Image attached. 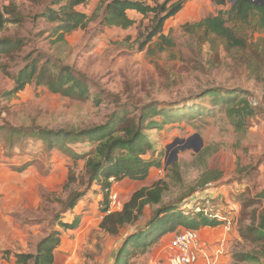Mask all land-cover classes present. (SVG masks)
<instances>
[{
  "label": "rangeland",
  "instance_id": "rangeland-1",
  "mask_svg": "<svg viewBox=\"0 0 264 264\" xmlns=\"http://www.w3.org/2000/svg\"><path fill=\"white\" fill-rule=\"evenodd\" d=\"M53 1L0 0L4 20L0 40L18 43L0 59L1 223L3 229L14 226L21 234L13 241L16 249L3 251L5 260L15 264L10 257H16L17 251L36 252L39 241L58 230L62 242L56 251L57 264H115L127 236L146 229L157 209L182 205L186 214L194 215L201 202V209L219 207L225 218L217 229L201 228L206 237L213 231L215 241H220L210 252L199 232L204 253L210 257H200L201 263L243 264L247 252L264 263V244L254 232L264 214V30L239 23L249 45L229 51L223 39L206 38L196 24L220 10H230L235 0H227L225 5L214 0H172L168 6L183 3V9L164 25L163 33L172 43L159 35L147 42L152 14L130 10L135 21L129 28L105 26L101 20L108 0H88L77 10L98 16L86 28L57 42L51 35L54 24L41 15L48 7L58 8ZM225 17L228 19L227 14ZM34 62L37 72L44 66L53 74L61 66H71L90 82V97L55 92L46 84L38 85L36 75L23 91L10 94L14 77ZM232 92L257 103L252 104L254 114L240 130L235 129L223 101L231 98ZM153 102L160 110L199 106L205 111L145 130L155 144V152L145 158L161 160L162 166L153 168L144 181H114L111 195L117 194L118 202L112 205L110 196L108 204L112 211H121L137 190L159 181L166 190L160 204L147 205L134 224L113 234L101 227L106 203L101 186L87 183L86 164L93 144L80 142L66 145L68 149L50 150L52 145L42 131L106 124L123 108L138 119L140 109ZM26 163L33 170L17 174ZM4 165L13 177L5 175ZM16 177L20 179L14 182ZM214 177L218 179L212 180ZM72 178V189L86 193L74 210L66 211L64 203L71 189L64 187ZM77 215L81 218L78 229L61 226V221L71 222ZM184 228L178 226L176 231ZM170 233L144 253L131 256L129 264H144L153 256L158 264H168Z\"/></svg>",
  "mask_w": 264,
  "mask_h": 264
},
{
  "label": "trees",
  "instance_id": "trees-1",
  "mask_svg": "<svg viewBox=\"0 0 264 264\" xmlns=\"http://www.w3.org/2000/svg\"><path fill=\"white\" fill-rule=\"evenodd\" d=\"M87 1L54 0L53 5L58 6V8L48 7L41 14L48 22L54 24L51 35L56 36L57 42L65 41L66 36L75 30L86 28L89 22L98 16V13L89 15L77 10V6L85 4ZM171 1L153 0L155 4H150L145 0H108L104 3L101 23L105 26L129 28L135 20L130 18L128 11H137L144 15L152 14L153 28L146 41L148 42L154 36L159 35L162 40L169 42V38L163 33L165 22L183 9L182 1L168 6ZM214 2L218 5H225L227 0H214ZM225 14L228 15V19ZM229 22H233V25H230ZM239 23L251 26L255 31L264 30V2L259 4L252 0H235L230 10L225 12L220 10L217 15L208 16L196 25L203 29L206 38L223 39L226 42L227 50L230 51L234 48L245 49L249 45L247 37L242 34L241 27L238 26ZM3 24V13L0 11V29ZM170 43L172 42L170 41ZM17 44L15 42L12 45L8 39L0 40V59L4 52L8 53ZM55 69L57 70V68ZM37 71L35 62L21 69L18 75L14 77L15 86L10 94L14 95L23 91L36 75L38 85L46 84L55 92H61L74 98L87 99L90 97V82L71 66H61L57 72H54L55 74L50 71V68L44 66L39 72ZM211 94L216 96V93L211 92ZM230 97L223 98V101L226 102L227 115L233 122L235 129L240 130L243 128L246 119L254 114L251 107L253 102L245 97L233 96V92ZM192 108L160 110L159 105L153 102L140 109L138 119L132 117L128 109L123 108L115 112L112 119L106 124L78 130H43L42 136L48 145H52L48 146L50 150L53 148L68 149L66 145L80 142L93 144L86 164L89 177L87 183L90 186L94 183L101 186L106 201L103 207L105 216L101 222V227L117 234L121 227L134 224L143 215L147 205L160 204L166 188L161 181L151 188L143 187L137 190L131 199L124 204L123 210L109 212L108 200L111 196L113 182L126 178L144 181L149 177L153 168L161 167V160L152 157L145 158L150 151L155 152V144L145 130L162 128L174 120L205 111V108L199 106ZM70 152L72 153L73 150ZM28 166L29 164L26 163L18 168V171L23 172ZM211 179L216 180L218 177ZM74 182L75 180L72 178L64 187L67 191L71 189L67 201L64 203L66 211L74 210L86 193L85 190L72 189L71 185ZM184 209L182 205H169L157 209L146 229L127 236L117 254L115 264H129L131 256L137 252L144 253L162 236L175 232L178 226L200 230L206 226H218L222 222V220L212 216L213 213L211 212L206 213L202 210L198 212L196 210L197 213L195 212L193 215L190 211L186 214ZM60 223L66 230H76L81 224V218L77 215L71 222L61 221ZM254 232L256 239L264 244V214L261 216L259 227L255 228ZM61 242V232L55 230L39 241L36 252L17 253L15 264H55L56 251ZM243 258V264H263L260 258L252 253H243Z\"/></svg>",
  "mask_w": 264,
  "mask_h": 264
},
{
  "label": "built area",
  "instance_id": "built-area-1",
  "mask_svg": "<svg viewBox=\"0 0 264 264\" xmlns=\"http://www.w3.org/2000/svg\"><path fill=\"white\" fill-rule=\"evenodd\" d=\"M254 105H257L256 102H253ZM113 199V204H116L117 201V194L113 196L111 195ZM200 204V202H199ZM197 206V211L200 212L201 210L206 213H213L212 216L217 217L220 220H224L222 216V209L216 208V209H210L208 207H204L201 209V207ZM109 212H112V209L109 210ZM200 230L191 229V228H184L179 231L173 232V237L170 242V250L171 255L169 257V264H196L200 257H205L209 260L208 253H204L205 248L202 244V238L200 235ZM208 257V258H207ZM213 264H217V260L213 261Z\"/></svg>",
  "mask_w": 264,
  "mask_h": 264
},
{
  "label": "crops",
  "instance_id": "crops-1",
  "mask_svg": "<svg viewBox=\"0 0 264 264\" xmlns=\"http://www.w3.org/2000/svg\"><path fill=\"white\" fill-rule=\"evenodd\" d=\"M5 167H3L2 168V170H4L5 172H6V174L5 175H8L9 176V178H11V177H13V175H14V173H11L10 171H8V170H5V169H9L8 168V166H6V165H4ZM1 167V166H0ZM33 170L32 169V166H30V167H28V169H25L23 172H19V171H16L17 172V174H24V173H26V172H28L29 170ZM12 171V170H11ZM15 172V173H16ZM18 179H20V177H16L15 178V181L14 182H17V180ZM126 179H128V178H126ZM125 180V179H124ZM123 181V180H122ZM113 186H114V184H113ZM113 186H112V188H111V192H112V190H113ZM3 207L2 206H0V264H9L6 260H5V258H4V254H3V251L6 249V248H9V249H16L15 248V244H13V241L15 240V239H17L18 237H20L21 236V234H20V229L19 228H16V230H13V228H14V226H12V227H10V226H7V229H3V224L1 223V220L3 219ZM3 226V227H2ZM211 226H206V227H204V229H206V228H210ZM211 228H215V227H211ZM210 228V230H213V229H211ZM215 229H217V228H215ZM11 230H13V231H11ZM11 231V232H10ZM200 231H201V233H202V236L204 237V239L206 240L205 242H206V244H207V246L209 247V249L211 250H209L210 252H213L212 250H214V247H218V245L216 244V243H218V242H220L219 240H217V241H215L216 240V236H214V232L212 231L208 236H211L210 238H208V237H206V234L204 233V231H206V230H204L203 231V229H200ZM169 234V233H168ZM6 235H8L7 237L8 238H6V239H4L5 237H6ZM170 235H173V234H171L170 233ZM10 238V239H9ZM204 242V243H205ZM17 245V244H16ZM223 248V250H224V247H222ZM169 251H170V247H169ZM171 252V251H170ZM17 253H21L20 251H17ZM16 253V254H17ZM143 259H144V257H143ZM10 260L12 261V263H14L15 262V260H16V257H15V255H12L11 257H10ZM156 260H157V258L155 257V256H153L150 260H146L145 262H144V264H158L157 262H156ZM202 261V260H201ZM201 261H199L198 263L199 264H203V262L201 263ZM197 263V264H198ZM55 264H57V254H56V262H55ZM168 264H169V260H168ZM264 264V263H263Z\"/></svg>",
  "mask_w": 264,
  "mask_h": 264
},
{
  "label": "water",
  "instance_id": "water-1",
  "mask_svg": "<svg viewBox=\"0 0 264 264\" xmlns=\"http://www.w3.org/2000/svg\"><path fill=\"white\" fill-rule=\"evenodd\" d=\"M252 1L256 2V0H252ZM201 141H202V140H201ZM201 146H202V142H201ZM197 151H198V149H197Z\"/></svg>",
  "mask_w": 264,
  "mask_h": 264
}]
</instances>
